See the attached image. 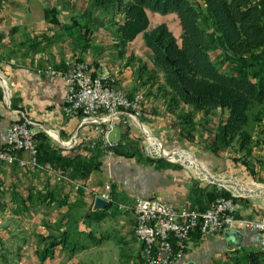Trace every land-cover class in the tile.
<instances>
[{"label": "crops", "instance_id": "1", "mask_svg": "<svg viewBox=\"0 0 264 264\" xmlns=\"http://www.w3.org/2000/svg\"><path fill=\"white\" fill-rule=\"evenodd\" d=\"M57 4L55 0H0V78L5 81L4 88L0 85V147L6 142L11 123L28 122L40 146L39 162L51 165L57 172L31 171L17 163L0 165L1 183H6L0 185V203L10 200L9 210H15L5 213V217L0 214V221L17 218L22 231L30 232L34 223L40 237L50 235L49 232L55 236L66 233L69 241H84L81 244L86 246L73 254L59 246L52 258L41 261L36 257V264H143L131 209L138 195L202 211L219 191L225 190L236 197V218L263 217L264 121L251 126L252 142L247 155L246 151L232 152L230 147L214 154L205 150L198 139L196 144L182 141L181 150L196 160L192 165L187 160L149 153L137 140L135 126L127 116L119 120L109 135L111 141L118 143L114 152L118 149L120 154L115 152L109 158L100 147L93 153L87 150L90 142H98L99 131L90 124L81 125L80 119L67 117L63 112L66 85L57 77L39 73L48 65L62 71L76 66L70 35L61 36L60 28L50 26L45 17V10ZM81 58L94 77L114 78L99 58ZM114 85L131 95L122 76L115 79ZM186 109L193 111L189 106ZM193 117L195 123L205 118L200 112ZM143 119V124L161 140L163 149L166 139L162 133L168 118L160 117L158 122L164 125L158 128L153 116L145 113ZM20 157L28 159L29 155L22 152ZM72 159L75 163H69ZM100 161L101 168L93 170V163ZM204 172L238 186L245 193L211 182ZM107 183L113 184V203L101 208L95 200ZM119 204L130 205V210H120ZM29 219L35 221L30 223ZM12 234V227H0V253L12 256L19 251L26 258L30 252L36 255L33 237L22 235L17 242ZM259 243L257 232L238 225L211 236L194 232L186 254L176 264H254L252 254H256L259 264H264Z\"/></svg>", "mask_w": 264, "mask_h": 264}, {"label": "trees", "instance_id": "2", "mask_svg": "<svg viewBox=\"0 0 264 264\" xmlns=\"http://www.w3.org/2000/svg\"><path fill=\"white\" fill-rule=\"evenodd\" d=\"M91 1L97 7L114 9L122 16L116 29L122 47L143 34L154 66L163 74L165 95L169 97L168 111L183 104L202 112L208 121L209 115L221 110L222 116L208 149L217 154L236 144L237 150L246 151L247 155L252 142L247 127L250 121L256 123L264 117V0H200L201 4L192 0ZM148 12L177 15L181 42L167 25L151 27ZM50 13L53 15L54 9L46 10L48 21H51ZM208 28H213L217 35L211 40ZM210 46L225 51V60L235 67L232 73L220 71L210 56ZM146 70V65L142 64L139 71ZM255 107L259 108L250 117ZM183 119L193 124L192 113H187ZM37 147L40 150V146ZM115 152L120 154L118 149ZM69 163H75V159ZM241 163L247 165L245 160ZM101 166L100 161L91 168L99 170ZM250 174L255 176L254 172ZM218 197L232 195L221 190L213 200ZM40 246L36 253L41 261L52 258L59 246L72 254L86 248L79 241H69L66 233L41 236ZM252 257L254 264L260 263L256 254Z\"/></svg>", "mask_w": 264, "mask_h": 264}, {"label": "rangeland", "instance_id": "3", "mask_svg": "<svg viewBox=\"0 0 264 264\" xmlns=\"http://www.w3.org/2000/svg\"><path fill=\"white\" fill-rule=\"evenodd\" d=\"M192 1L201 4L200 0ZM55 4H57L55 7H48L46 9H54V14H49L51 21H48L47 19L46 20L48 21V24L50 26L54 25L60 28L61 36H68V34L70 35L71 50L75 55L74 57H76L75 68L79 64H86L81 57L85 59L87 57L92 59L99 58L101 64L106 65L109 72L113 74L111 75L115 79L122 76V78L126 82L127 89L131 91V95L129 96L127 91L123 89H118L116 88V85H114L117 90L122 91L126 95L128 94L127 96L129 97H134L135 95H139L141 97L139 103L141 115L137 117V119L132 120V123L135 126H133L135 133L139 136L137 140H139V142H142L141 146L143 148L145 147V149H148L149 153H154L153 149L151 148V144L157 143L160 146V149H162L160 144L161 140L155 136L156 133L153 131L155 135L152 134L151 130L145 124H143V116L145 113H148L149 116H153V120H155V126L157 128L160 127V124L164 125L163 123L158 122L160 121V117L168 118V125L167 123L165 124L166 130H164V132L162 133V136H164V139H166L164 140L165 142L162 143L164 145V148L162 149L164 152H172L175 154L178 152L179 154H181L182 157L180 158V160L184 159L188 162L190 161V165H192L196 163V160L191 154L183 152L181 150L179 144L182 141H189L192 144H196L194 142H196V140L198 139L200 142L204 143V149L210 151L208 149V142H210V140L214 136V133L216 132L217 122V126L219 125L220 118L222 116L221 110L216 111L214 115H209L210 118H208V121H206V119L204 118L198 120V122L195 123L193 117V124H187V122H185L183 118L187 113H192L194 116V113H198V111H194L192 109L193 111L187 112V105L181 104L178 105V107H172L170 111L166 110L169 97L165 95L166 87L164 85L163 74L161 73L160 69L154 66L152 53L150 49L147 48L145 45L143 34H139L132 42L128 43L125 47H122L116 34V29L119 22L122 20V16L117 13L114 9H103L102 7H97L93 4L91 0H55ZM202 8H205V5H202ZM149 15L150 17L148 16V18L151 27H153L154 25L156 26L158 24H165L173 32L177 41L179 43L181 42L180 35L182 34V31L179 24V20L176 17L177 15H161L158 13L151 12H149ZM208 34L209 40L213 39V36H217L213 28H208ZM218 50H221L220 52L222 53V56L220 57L218 55ZM209 53L212 60H214L216 66H218L220 71L226 73H232L234 71V65H232L229 61L225 60V51H223L221 48L210 46ZM142 64L146 65L147 70L144 72L139 71L140 66ZM48 66L53 67V65ZM258 108L259 107H255L253 111L249 113L250 117H252V115L258 110ZM187 121H190V119H188ZM261 121H264V117ZM255 124V122L250 121L247 127V130L250 134H252L251 126L254 128ZM144 128L147 130V132L144 130ZM92 143L93 142H90L89 144L90 149L94 150L95 148L99 147V144L96 142V146L94 148H91L90 145ZM237 148L238 146L234 144L228 149L232 152H236L235 150H237ZM149 153L147 154L148 157H150ZM192 167L195 168V165H193ZM208 173L210 174V172ZM203 176L205 177V175ZM1 184V186H4L6 183L2 182ZM106 185L110 186L111 188L110 202L102 199L101 197L100 199L104 200L107 204H111L113 203V184L107 183ZM1 192L3 191H0V196H3V193ZM11 201H15L14 196L11 198ZM214 201L215 199L212 200L211 203ZM9 203H11L10 200L8 202L0 203V214L2 217H5V213H9V211L12 213L15 212V210L13 209L9 210ZM118 208L123 211L130 210V205L119 204ZM4 220L5 219H1L0 227H12V235L16 237H13V240L16 239L17 242H20V237L22 235H30V237H33V244H36L37 246L35 252L42 248L40 246L41 237L39 236L35 225L33 226L34 223L30 225L29 232L28 230H21V222L19 221L20 219L15 218L12 219V221H9V219L7 221L6 219V222H4ZM33 221H35V219H29L30 223H32ZM49 233L51 234L52 232ZM41 236L43 237V235ZM83 242L84 241H82L81 243ZM36 257H38V255L37 253L35 255L34 252H30V255L27 258L20 256L19 251H14L12 256H9L6 253H0V264H36Z\"/></svg>", "mask_w": 264, "mask_h": 264}, {"label": "built area", "instance_id": "4", "mask_svg": "<svg viewBox=\"0 0 264 264\" xmlns=\"http://www.w3.org/2000/svg\"><path fill=\"white\" fill-rule=\"evenodd\" d=\"M39 73L57 77L64 82V114L69 118L80 119L81 125L90 124L98 130L99 147L109 158L114 156V148L118 143L111 141L109 135L123 116L135 120L141 115V97H129L117 90L110 76H92L86 64H79L71 71L46 66ZM0 80L4 88L5 81L2 78ZM95 145L93 142L90 147L94 148ZM22 152L29 155L28 159L20 157ZM16 163L31 171L44 170L49 174H57L51 165L39 163L34 133L25 121L13 122L9 126L6 142L0 147V165ZM110 195L111 188L106 185L98 197L110 202ZM234 198L218 197L208 208L199 211L174 207L158 198L136 196L132 205L134 235L142 246L144 264H176L186 254L194 232L200 236H211L234 225L257 232L259 245L264 248V216L256 220L236 218Z\"/></svg>", "mask_w": 264, "mask_h": 264}, {"label": "water", "instance_id": "5", "mask_svg": "<svg viewBox=\"0 0 264 264\" xmlns=\"http://www.w3.org/2000/svg\"><path fill=\"white\" fill-rule=\"evenodd\" d=\"M176 159H178V157H176ZM204 173H205L206 177H207L211 182H214V183L219 184V185H222V186L235 187L239 193H241V194H244V193H245L243 190H241V188H239L238 186H236V185H234V184H232V183H230V182H226V181L218 180V179L212 177V176H211L210 174H208L207 172H204ZM95 205L98 206V207L103 208V207H105V206L107 205V203H106L104 200H102V199H100V198H97V199L95 200Z\"/></svg>", "mask_w": 264, "mask_h": 264}, {"label": "bare ground", "instance_id": "6", "mask_svg": "<svg viewBox=\"0 0 264 264\" xmlns=\"http://www.w3.org/2000/svg\"><path fill=\"white\" fill-rule=\"evenodd\" d=\"M88 67V66H87ZM89 69V68H88ZM93 76V75H92ZM12 124V123H11ZM10 124V125H11ZM9 128V127H8ZM144 130L147 132V130L144 128ZM8 131V130H7ZM6 139H7V137H6ZM34 139H35V135H34ZM154 142V141H153ZM96 143V142H95ZM35 144H36V142H35ZM96 146V145H95ZM36 147H37V144H36ZM151 148L153 149V152L155 153V154H161V155H166V156H171V157H173V158H176V157H178L179 159L180 158H182L181 157V154H179L178 152L175 154V153H172V152H164L162 149H160V146L157 144V143H152L151 144ZM38 155H39V151H38ZM186 159V158H185ZM182 161H186V160H184V159H181ZM38 161H39V159H38ZM40 163V162H39ZM189 163H191L190 161H189ZM43 165V164H42ZM0 180H1V178H0ZM1 185V184H0ZM260 252H261V254H262V257H263V259H264V248L263 247H260Z\"/></svg>", "mask_w": 264, "mask_h": 264}]
</instances>
